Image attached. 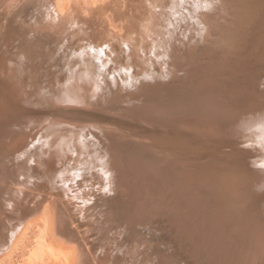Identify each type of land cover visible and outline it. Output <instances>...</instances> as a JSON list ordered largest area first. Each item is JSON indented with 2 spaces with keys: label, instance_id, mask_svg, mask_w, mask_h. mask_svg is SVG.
<instances>
[{
  "label": "bare ground",
  "instance_id": "obj_1",
  "mask_svg": "<svg viewBox=\"0 0 264 264\" xmlns=\"http://www.w3.org/2000/svg\"><path fill=\"white\" fill-rule=\"evenodd\" d=\"M200 3L0 0V261L36 222L28 260L77 264L59 204L94 264H157L154 229L209 264H264V183L208 164L264 139V0Z\"/></svg>",
  "mask_w": 264,
  "mask_h": 264
},
{
  "label": "rangeland",
  "instance_id": "obj_2",
  "mask_svg": "<svg viewBox=\"0 0 264 264\" xmlns=\"http://www.w3.org/2000/svg\"><path fill=\"white\" fill-rule=\"evenodd\" d=\"M15 36L16 35L14 34L13 30H8L6 35L3 37V42L8 43V44H12ZM76 43L77 42H75L74 44L76 45ZM4 57H6V56H4ZM41 69H42V72L45 73V68L42 67ZM55 69L56 68L54 66L51 67V71L55 72ZM128 91L130 92V89H127V92ZM263 91H264V79H263ZM32 108H34V107H32ZM97 113H99V112H97ZM105 114L107 116H112L108 113H105ZM131 124L136 125L137 123L135 121H132ZM258 139H260V140H258ZM23 140H24L23 144H24V142L27 143L29 141V139H27L25 137L23 138ZM231 142L234 144L233 147L237 149V152L239 150L238 153L236 152L234 154V157H231V159L230 158H225V159L221 158V159H218L217 162L215 160L212 163H208V164L213 166V167H220L223 164H227L228 162H231L234 169L236 168L237 170L236 169L235 170L238 171L242 175L241 176L242 180H240L242 182V184H244L246 182L245 184L256 186V182H253V178L251 176L253 173L257 176L258 179L262 180L261 182L264 183V167H261V165H264V158H263L264 157V146H263L264 145V139L261 137L257 138V136H251V137H248L247 139H244V140L243 139H232ZM237 146H238V148H237ZM246 146H247V148H246ZM244 150H245V152H243ZM246 151L248 152V154L250 152H251L250 154L253 153L254 156L251 155L252 157H250V154L249 155L246 154L247 153ZM209 152H211V151H209ZM241 153H242L243 157H241L242 156ZM236 154H238L239 156ZM238 159H240L241 162H238L239 161ZM247 160L250 162H248ZM243 161L245 164L243 163ZM203 163H204L203 164L204 166H208V165H205V162H203ZM217 164H218V166H216ZM220 164H222V165H220ZM248 169H249V171H248ZM241 170H243V171L241 172ZM259 171H262V172H259ZM248 172L250 175L248 174ZM257 172H258V174H257ZM245 173L248 175H246ZM241 182L239 183L240 185H241ZM250 183H252V184H250ZM257 192H258V195H257L258 198L262 197V199H263L264 189H260V190L258 189ZM262 194H263V196H262ZM53 199H55V201H57L56 197H53ZM263 201H264V199H263ZM57 206H58V208H60L57 210H60V211H58V220L56 221V226H55L56 237L59 238L60 240L66 239L68 242H70V241L76 242V244H77V259H78L77 264H94L92 262L91 249H90L94 246V244L92 243V241H90V238L82 240V238H80L81 234L78 233L79 231L83 230L84 226L80 222H76V221H75L76 225H75V223H71L68 220V217L66 216L64 209L59 204ZM110 224H111L112 228L110 227V229H108L109 235L112 234V231L114 230L113 226H115L116 223L115 224L110 223ZM35 225H36V222L32 223L31 225L28 226L29 228H27V231L24 232V234L22 236V240L17 245L18 248L15 247L16 249L12 251L10 259L5 258V260L0 261L1 264H63L62 261L58 259L59 254H60L59 252L53 253V255L47 254L44 257H42L41 260L36 261V262H31L28 260L27 256L29 253V249L32 246L33 240L38 233V229L36 227L37 225L36 226ZM77 228H79V231ZM95 232L96 233L92 234L93 237L97 238V237H99V235H101V234H99V231H95ZM162 232H165V231L164 230L160 231L159 229H157V230L154 229L153 234L148 235V237L151 238L150 248L152 251L151 254L153 253L152 255L154 257L153 262H155L157 264H202V263L203 264H209L203 258H200L198 256L197 248L195 246H186L185 248L181 249L180 252L176 253L174 251L175 250L174 249L175 242L168 240L166 238L168 235H166V233H162ZM82 236L85 237L86 235L82 234ZM127 244L128 243L124 242L123 245H127ZM56 245L59 247H63V246L59 245V243H57V242H56ZM160 249H162V250H160ZM117 253H118V255H121L120 252H117ZM118 259H120V261H122L121 256H119ZM120 261L117 260L116 263L120 264L119 263ZM164 261H165V263H163ZM137 264H138V261H137Z\"/></svg>",
  "mask_w": 264,
  "mask_h": 264
},
{
  "label": "snow or ice",
  "instance_id": "obj_3",
  "mask_svg": "<svg viewBox=\"0 0 264 264\" xmlns=\"http://www.w3.org/2000/svg\"><path fill=\"white\" fill-rule=\"evenodd\" d=\"M219 0H213V3H218ZM179 3H180V6L184 8V10L187 12L189 10H195V11H199L200 8H201V3H200V0H187V3L189 4V7H185V4H186V0H179ZM213 3H208L207 0H205V3L203 4V8L205 10H208L210 9L211 7H213ZM157 11H159L160 9L157 8L156 9ZM171 26V25H169ZM75 27V26H73ZM185 39H187V36L184 37ZM128 46L127 45H124V48L126 49ZM108 49V45L107 44H104L103 46L100 47L99 51L101 54H103L106 50ZM91 51L95 52L96 49L93 48V49H90ZM93 99H95V97H93ZM34 147V146H33ZM29 163H34V161H30ZM261 167H264V165H261ZM20 180H24V177L21 176L19 178ZM65 187H67V185H65ZM104 192H108V188L105 187L103 189ZM19 195H23V193H18ZM89 203H91V200L89 201ZM7 207L9 209L12 208V204H8Z\"/></svg>",
  "mask_w": 264,
  "mask_h": 264
}]
</instances>
